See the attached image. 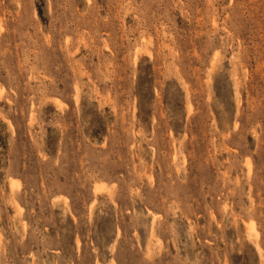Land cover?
Instances as JSON below:
<instances>
[{
	"label": "rangeland",
	"instance_id": "rangeland-1",
	"mask_svg": "<svg viewBox=\"0 0 264 264\" xmlns=\"http://www.w3.org/2000/svg\"><path fill=\"white\" fill-rule=\"evenodd\" d=\"M0 264H264V0H0Z\"/></svg>",
	"mask_w": 264,
	"mask_h": 264
},
{
	"label": "bare ground",
	"instance_id": "bare-ground-1",
	"mask_svg": "<svg viewBox=\"0 0 264 264\" xmlns=\"http://www.w3.org/2000/svg\"><path fill=\"white\" fill-rule=\"evenodd\" d=\"M98 190V189H97Z\"/></svg>",
	"mask_w": 264,
	"mask_h": 264
}]
</instances>
